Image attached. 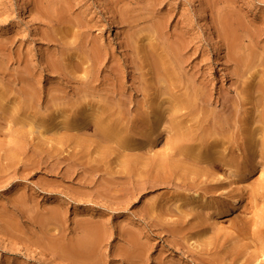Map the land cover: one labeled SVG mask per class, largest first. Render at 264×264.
I'll return each instance as SVG.
<instances>
[{
	"label": "rangeland",
	"instance_id": "rangeland-1",
	"mask_svg": "<svg viewBox=\"0 0 264 264\" xmlns=\"http://www.w3.org/2000/svg\"><path fill=\"white\" fill-rule=\"evenodd\" d=\"M263 124L264 0H0V264H264Z\"/></svg>",
	"mask_w": 264,
	"mask_h": 264
},
{
	"label": "bare ground",
	"instance_id": "bare-ground-1",
	"mask_svg": "<svg viewBox=\"0 0 264 264\" xmlns=\"http://www.w3.org/2000/svg\"><path fill=\"white\" fill-rule=\"evenodd\" d=\"M94 58H95V57H94ZM170 69H171V68H170ZM19 73H20V72H19ZM157 76H158V73H157ZM28 88H30V87H28ZM30 90H31V89H30ZM32 91H33V90H32ZM33 92H34V91H33ZM2 93H3V92H2ZM259 93H260V92H259ZM30 94H31V93H30ZM31 95H32V94H31ZM28 96H30V95H27V97H26L27 99H29V98L32 97V96H31V97L28 98ZM258 96H259V94H258ZM4 97H5V96H4ZM4 97H3V98H4ZM262 100H263V99H262ZM262 100H261V101H262ZM3 101H4V99H3ZM194 103H195V102H194ZM254 103H255V102H254ZM257 103H258V102H257ZM23 105H25V103H24ZM27 105H28V104H27ZM204 105H205V104H204ZM258 105H260V104H258ZM28 106H29V105H28ZM178 107H179V106H178ZM259 107H260V106H258V108H259ZM25 109H26V108H25ZM171 111H172V110H171ZM259 111H260V109H259ZM255 112H256V111H255ZM260 113H261V112H260ZM204 116H205V115H204ZM226 116H227V115H226ZM233 117H235V115H234ZM230 118H231V117H230ZM227 120H228V119H227ZM229 121H231V120H229ZM234 121H235V120H234ZM258 121H259V120H257V122H258ZM196 122H197V121H196ZM200 122H202V121H200ZM226 122H227V121H226ZM253 122H254V120H253ZM255 122H256V121H255ZM259 122H261V121H259ZM261 123H262V122H261ZM199 124H200V123H199ZM227 124H228V122H227ZM227 124H226V125H227ZM232 124H233V123H232ZM229 125H230V124H229ZM229 125H228V126H229ZM249 125H250V124H249ZM254 125L257 126L258 124H257V123H254ZM254 125H253V127H254ZM263 125H264V124H263ZM263 125H261V126H263ZM251 126H252V125H251ZM212 128H213V127H212ZM214 128H215V126H214ZM230 128H231V127L229 126V129H230ZM217 129H219V128H217ZM217 129H216V130H217ZM225 129H228V128H225ZM219 130H220V129H219ZM228 132H229V131H228ZM223 134H224V133H223ZM221 135H222V134H221ZM224 136H225V135H224ZM226 136H227V135H226ZM226 136H225V138L229 137V136H227V137H226ZM257 137H258V136H257ZM257 137H256V138H257ZM259 139H261V138H259ZM227 140H228V139H227ZM259 142H260V141H259ZM254 149H255V148H254ZM260 149H261V148H260V146H259V150H260ZM222 150H223V149H222ZM256 151H257V150H256ZM183 153H184V152H183ZM186 154H187V153H186ZM263 154H264V153H263ZM187 156H188V155H187ZM227 158H228V157H227ZM193 159H194V158H193ZM194 160H195V159H194ZM196 161H197V160H196ZM236 161H237V160H236ZM205 163L207 164L208 167H209V166H211V167L214 166V167H215V166H217V165H220V164H219L217 161H215V160H207ZM229 164H230L231 166L233 165V164L230 163V162H229ZM162 166H163V165H162ZM224 166H225V165H224ZM199 167H200V166H199ZM215 168H217V167H215ZM219 168H220V167H219ZM221 168H222V167H221ZM205 169H206V168H205ZM208 170H209V169H208ZM229 170H230V169H229ZM204 171H205V170H204ZM212 171H213V170H212ZM206 175H207V174H206ZM219 177H221V176H219ZM197 179H198V178H197ZM175 180H176V179H175ZM215 180H216V179H215ZM160 181H161V180H160ZM165 182H166V181H165ZM178 182H179V181H178ZM183 182H184V181H183ZM201 183H202V182H201ZM178 184H179V183H178ZM208 187H209V186H208ZM196 199H197V197H196ZM206 200H207V199H206ZM240 200H241V199H240ZM199 201H200V200H199ZM237 203L239 204V203H241V202H239L238 200H234L233 205L236 206V205H238ZM178 206H179V205H178ZM248 224H249V223H248ZM87 236H88V234H87ZM81 240H82V239H81ZM87 240H88V238H87ZM85 241H86V239H85ZM90 241H91V237H90ZM78 243H79V241H78ZM81 243H82V242H81ZM90 244H91V243H90ZM90 246H91V245H90ZM257 261H258V260H257ZM217 264H218V263H217ZM261 264H263V262H262Z\"/></svg>",
	"mask_w": 264,
	"mask_h": 264
}]
</instances>
